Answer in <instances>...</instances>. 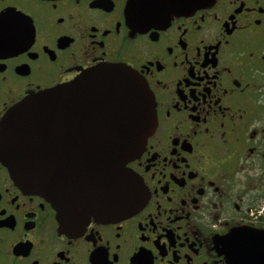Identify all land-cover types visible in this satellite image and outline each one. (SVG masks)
<instances>
[{"label":"flooded vegetation","instance_id":"af4514ba","mask_svg":"<svg viewBox=\"0 0 264 264\" xmlns=\"http://www.w3.org/2000/svg\"><path fill=\"white\" fill-rule=\"evenodd\" d=\"M130 1L0 0V122L105 65L137 73L156 114L125 219L62 230L0 161V264H264V0Z\"/></svg>","mask_w":264,"mask_h":264},{"label":"water","instance_id":"95a60500","mask_svg":"<svg viewBox=\"0 0 264 264\" xmlns=\"http://www.w3.org/2000/svg\"><path fill=\"white\" fill-rule=\"evenodd\" d=\"M140 1L154 11V0H131L133 14ZM155 128L145 81L124 65H105L14 105L0 122V161L15 183L51 204L62 230L75 232L90 218L125 219L144 205L127 165Z\"/></svg>","mask_w":264,"mask_h":264},{"label":"snow or ice","instance_id":"6c2138e0","mask_svg":"<svg viewBox=\"0 0 264 264\" xmlns=\"http://www.w3.org/2000/svg\"><path fill=\"white\" fill-rule=\"evenodd\" d=\"M3 27H4V15L2 11H0V39L3 38Z\"/></svg>","mask_w":264,"mask_h":264}]
</instances>
